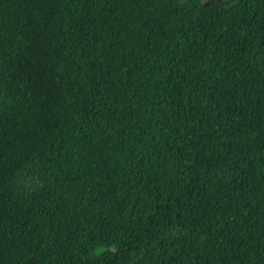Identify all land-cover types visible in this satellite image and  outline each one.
<instances>
[{
	"label": "trees",
	"instance_id": "trees-1",
	"mask_svg": "<svg viewBox=\"0 0 264 264\" xmlns=\"http://www.w3.org/2000/svg\"><path fill=\"white\" fill-rule=\"evenodd\" d=\"M0 264H264V0H0Z\"/></svg>",
	"mask_w": 264,
	"mask_h": 264
}]
</instances>
